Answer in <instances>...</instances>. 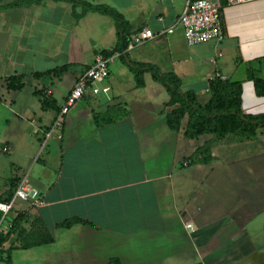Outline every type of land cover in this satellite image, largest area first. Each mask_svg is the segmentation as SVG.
Returning a JSON list of instances; mask_svg holds the SVG:
<instances>
[{
    "label": "crops",
    "instance_id": "1",
    "mask_svg": "<svg viewBox=\"0 0 264 264\" xmlns=\"http://www.w3.org/2000/svg\"><path fill=\"white\" fill-rule=\"evenodd\" d=\"M83 1L123 15L131 40L143 28L160 33L173 27L187 0ZM220 17L221 44L191 47L176 29L138 46L128 44L126 52L136 51L134 62L175 74L181 90L193 91L200 104L210 97L209 76L218 73L241 82L242 113L264 114V96H256L247 74L251 69L264 78V0L225 5ZM11 35L16 52L27 61L19 67L30 69L15 75L64 65L67 70L59 78L31 76L36 84L42 80L41 88L31 92L38 99L36 110H15L16 101L0 100L13 117L30 123L40 151L47 147L45 157L33 159L26 171L12 162L7 181L0 182V201L23 179L41 198L37 206L15 200L0 219V231L9 233L0 246L5 251L0 264H264V162L255 161L264 157L258 151L264 147L263 128L251 138L203 134L189 139L184 135L187 116L179 130L168 128L165 115L177 106L164 107L168 93L149 72L143 74L142 88H136L125 65L111 78V64L119 59L113 53L100 91L77 101L61 129H53L78 75L101 51L116 45L114 20L94 12L75 20L70 3L44 0L1 10L0 39L9 42ZM58 57L63 60L57 65ZM51 78L67 82L60 104L52 97ZM104 87L107 92L101 91ZM148 88H155L156 99V94L141 95ZM44 98L49 101H40ZM119 109L127 116L120 117ZM48 138L51 144L45 146ZM3 146L4 153L11 152L8 142ZM71 218L87 223L58 226Z\"/></svg>",
    "mask_w": 264,
    "mask_h": 264
},
{
    "label": "trees",
    "instance_id": "2",
    "mask_svg": "<svg viewBox=\"0 0 264 264\" xmlns=\"http://www.w3.org/2000/svg\"><path fill=\"white\" fill-rule=\"evenodd\" d=\"M42 1L44 0H15L2 6L1 9L37 5ZM54 1H65L70 3L72 5V16L75 20L80 19L87 12L109 16L114 20L118 39L117 43L111 51L104 50L100 53L106 57L113 53H118L121 62L133 74L136 88H142L144 86L143 74L149 72L153 80L160 83L166 89L169 100L164 103V107L177 106L165 115L166 124L171 130H179L180 122L185 116H187V124L184 135L189 139H194L203 134L214 135L217 139L228 134L251 138L256 135L257 128H264V114L246 115L242 113L240 108L241 82H230L226 79H214L213 81H210L208 84L210 97L206 103L200 104L193 91H181V81L175 74L162 73L153 65L137 63L128 59L126 50L130 42V26L123 15L115 9L107 5L91 4L83 0ZM78 7L81 10L79 13L75 10ZM66 70L67 66L64 65L56 67L46 73H34L33 76L38 78L41 76L52 75L59 78ZM247 74L248 79L253 82L256 96H264V78H257L251 69L247 70ZM21 76L22 75L8 77V89H21L23 86ZM15 81H17L16 84H14ZM119 113L120 117L127 116L128 114V112L123 109H119ZM205 153L207 152H204V154ZM11 195L5 201H8ZM75 223L86 224L87 222L78 218H71L58 224V226L61 228H69ZM8 234V232L4 234L0 231V246L5 242ZM4 252L5 251L0 249V255Z\"/></svg>",
    "mask_w": 264,
    "mask_h": 264
},
{
    "label": "rangeland",
    "instance_id": "3",
    "mask_svg": "<svg viewBox=\"0 0 264 264\" xmlns=\"http://www.w3.org/2000/svg\"><path fill=\"white\" fill-rule=\"evenodd\" d=\"M12 1H15V0H12ZM210 2L212 4H216V0H210ZM7 4H9V0H0V12L1 10H3L1 9V7ZM176 32H177L176 34L178 35L179 39H182L183 30L181 29V27L178 28ZM11 37L12 39L9 42L3 41L0 39L1 40L0 41V100L1 101H12V100L16 101V103L13 104V107L15 108V110H20V111L21 109L22 110L26 109L28 111L33 110V109L36 110L38 109V103L36 102L38 101V99L35 98L34 95L31 94V92H32V89L34 88H38V89L41 88L42 80L39 81L40 83L39 85V84H36L34 80L35 77L33 75H29V74L27 75L26 73L25 75L18 74L19 76L22 75L21 76V82L23 83L22 88L18 90L8 89V77L18 76V75H15L14 73L16 71L18 72V70L19 71L22 70L25 72H29L30 70L27 66L24 68L19 67V65L24 64L27 61H26L24 54H22L20 51L16 52L15 47L17 45V42L15 40L14 35H11ZM214 44L216 43L214 42ZM127 56L129 60L133 61V57L136 58V51L134 50V52L127 54ZM13 60L16 65H14ZM61 60L63 59L58 57L57 59H55L54 63L58 65L60 64ZM11 63L12 65L10 66ZM46 64L49 65L50 63L47 62ZM119 65H124V64L121 62L120 58L119 59L115 58L113 60V63L111 64V67H112L111 78L113 75L115 76V74L117 73V69H119L120 67ZM79 67L84 68L83 65H80ZM31 76L34 78H32ZM54 78L50 79L52 84L54 82V84L52 85V97L56 99L57 104H60L61 101H63V97L65 96L66 92L68 91V85L64 78L60 80H54ZM16 83L17 81L14 82V84ZM102 84L103 83H99L97 84V86L101 88ZM158 87H161V86L159 85ZM143 94L147 95V97L148 95H150L151 97H154V95L156 94L155 88H148L147 90H143L141 95ZM164 95L166 98H168V95L166 93ZM130 96L131 94H128L127 99H129ZM156 97H157V94L155 95V99ZM199 98H200V101H202V98L205 99V96L199 95ZM131 100L133 101L135 99H132L131 97ZM40 101H49V100L47 98H44L43 100H40ZM19 102L26 103V104L23 107L19 104ZM27 104H29L28 107L26 106ZM5 119H9L10 122L6 123ZM260 135L263 136V138L261 139V142L263 143V146H264V128L262 132H260ZM51 140L52 139L49 140L48 138L46 140L45 146H47L48 144H51ZM4 142H8L11 145L12 147L11 152L4 153L2 151L3 147L5 146V145L3 146ZM52 143H54L53 146L56 148L57 145L59 144V141L55 140V141H52ZM41 145L42 143L41 141L38 140V135L34 133L33 128L30 126V123H28V121L21 122L19 121L18 118L13 117L10 111V108L0 103V182L2 180H6L10 176V171L12 170L10 169V167L12 166L11 165L12 162H15V161L20 162L21 169L23 171H26L28 170L33 159L36 160L38 157L44 158L47 147L44 149V151H40L42 149ZM258 151L262 152L263 153L262 155H264V147L260 148ZM251 154L252 156L255 155V153H252V152ZM258 156H261V155H256L255 157H258ZM255 161L264 162V157L260 159H256ZM48 163L52 164L53 159H49ZM17 166H19V163H17Z\"/></svg>",
    "mask_w": 264,
    "mask_h": 264
},
{
    "label": "built area",
    "instance_id": "4",
    "mask_svg": "<svg viewBox=\"0 0 264 264\" xmlns=\"http://www.w3.org/2000/svg\"><path fill=\"white\" fill-rule=\"evenodd\" d=\"M253 1L257 0H216V4H212L210 0H187L173 27L160 33H154L148 28H143L132 37L129 45L130 47L141 45L164 34H171L180 27L183 30L185 43L188 46L192 47L207 42L220 44L225 37L220 17L221 8L225 5H239ZM111 61V57L98 54L94 61L78 75L54 119L53 129H61L64 116L77 101L83 99L89 93L97 94L100 91L97 84L109 78ZM214 79L225 80V77L216 73L209 76L208 81L210 82ZM101 91L107 92L108 88L104 87ZM17 199L32 206L41 204L38 191L29 186L27 181L23 179L15 186L13 194L8 201H0L1 221L10 212L13 202ZM186 227L192 229L191 224H187Z\"/></svg>",
    "mask_w": 264,
    "mask_h": 264
}]
</instances>
